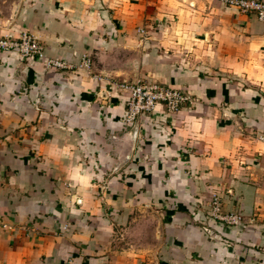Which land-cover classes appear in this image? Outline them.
Wrapping results in <instances>:
<instances>
[{"label":"crops","instance_id":"1","mask_svg":"<svg viewBox=\"0 0 264 264\" xmlns=\"http://www.w3.org/2000/svg\"><path fill=\"white\" fill-rule=\"evenodd\" d=\"M23 31L71 68L0 52V264H264V21L222 0H0V37ZM141 81L194 102L128 124L118 85Z\"/></svg>","mask_w":264,"mask_h":264},{"label":"built area","instance_id":"2","mask_svg":"<svg viewBox=\"0 0 264 264\" xmlns=\"http://www.w3.org/2000/svg\"><path fill=\"white\" fill-rule=\"evenodd\" d=\"M222 2L244 14L255 15L259 20L264 21L263 0H222ZM0 52L18 53L27 61L41 60L48 67L71 68L64 60L46 58L42 43L28 31H23L18 37H0ZM82 65L88 68L90 60L83 61ZM118 86L129 93L124 115V120L128 124L134 123L145 114L154 112L159 106H165L171 113H176L184 103L192 102L190 97L183 92L160 84L140 82L132 85L122 83ZM210 216L232 227L240 226L243 221L240 213H224L220 198L217 196L211 199Z\"/></svg>","mask_w":264,"mask_h":264},{"label":"rangeland","instance_id":"3","mask_svg":"<svg viewBox=\"0 0 264 264\" xmlns=\"http://www.w3.org/2000/svg\"><path fill=\"white\" fill-rule=\"evenodd\" d=\"M158 4V3H157ZM141 82H144V83H147V82H149V81H141ZM127 83V82H126ZM137 83H140V82H136V83H127V84H129V85H132V84H137ZM149 83H151V82H149ZM152 84H158V83H152ZM166 87H170V86H166ZM171 88H173V87H171ZM173 89H175V88H173ZM175 90H177V91H180V92H183V91H181V90H179V89H175ZM185 95H187L188 97H190V99L192 100V102H186V103H184V105L185 104H190V103H193L194 102V99L192 98V96L190 95V94H186L185 92H183ZM184 105H182V106H184ZM181 106V107H182ZM180 107V108H181ZM166 109H167V107H166ZM168 110V109H167ZM180 110V109H179ZM168 112H170L169 110H168ZM152 113V112H151ZM171 113V112H170Z\"/></svg>","mask_w":264,"mask_h":264}]
</instances>
